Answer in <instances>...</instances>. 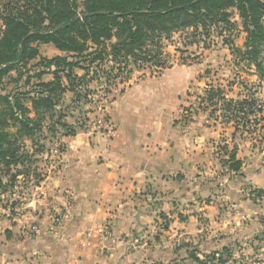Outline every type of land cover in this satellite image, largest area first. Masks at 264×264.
Listing matches in <instances>:
<instances>
[{
    "label": "crops",
    "instance_id": "obj_1",
    "mask_svg": "<svg viewBox=\"0 0 264 264\" xmlns=\"http://www.w3.org/2000/svg\"><path fill=\"white\" fill-rule=\"evenodd\" d=\"M178 80L167 73L131 81L105 106L106 120L63 138L60 170L40 182L44 196L32 201L63 216L50 233L46 213L30 245L12 254L36 251L38 261L27 264H141L172 253L173 240L217 227L221 205H247L239 187L255 173L242 166L246 177L234 184L233 172L207 171L208 121L169 120Z\"/></svg>",
    "mask_w": 264,
    "mask_h": 264
},
{
    "label": "trees",
    "instance_id": "obj_2",
    "mask_svg": "<svg viewBox=\"0 0 264 264\" xmlns=\"http://www.w3.org/2000/svg\"><path fill=\"white\" fill-rule=\"evenodd\" d=\"M229 9L236 10L246 34L243 49L236 48V52L242 61L254 66L263 98H226L219 90L208 89L206 102L213 105V100H218L221 120L232 123V138L237 132L242 135L263 131V139L264 0H3L0 189L6 190L18 173L10 174V165L24 157L18 154L20 138L37 135L47 120L46 128L52 135L60 130L65 136H73L85 128L84 123L65 121L61 102L66 92L75 100L85 98L87 84L97 78L98 71L106 77L113 71L125 70L129 74L130 63L137 68L144 64L165 68L160 56L163 37L188 28H214L219 34L232 31L234 22ZM39 44H51L64 54L40 57L30 64L39 56ZM46 74L51 79L45 80ZM5 77L11 88L1 87ZM224 155L227 170L240 173L242 161L236 158L235 149ZM215 257L206 255L201 260L192 255L197 264H209L215 259L225 264L221 256ZM249 264H264V259Z\"/></svg>",
    "mask_w": 264,
    "mask_h": 264
},
{
    "label": "rangeland",
    "instance_id": "obj_3",
    "mask_svg": "<svg viewBox=\"0 0 264 264\" xmlns=\"http://www.w3.org/2000/svg\"><path fill=\"white\" fill-rule=\"evenodd\" d=\"M2 2L0 0V6ZM229 12L230 19L234 22L232 31L219 34L214 28L207 31L188 28L172 31L163 37L160 56L165 61V68L157 69L150 64L137 68L130 63L128 68H132V72L129 74L125 70L112 73L107 71L110 76L106 77L103 72L98 71L97 78L87 84V97L75 100L71 93L66 92L61 102L66 112L65 121L70 124L84 123L85 128L78 130L82 131L93 128L99 121L108 118L104 111L105 106L131 81L158 78L167 73L174 75L179 79L175 92L178 89L181 91L178 96L169 97L166 109L170 112L169 120L175 123L193 119L208 121L210 130L206 147L213 158L212 168L209 167L207 171L210 170L212 174L219 168V174L228 173L226 164H223L226 159L224 153L235 149L236 158L242 161V166L255 173L253 179L240 183V193L249 198L247 205H221L216 213L217 227L214 225L203 229L194 240H173L169 247L172 253L152 260L147 259L141 264H197L192 259L194 254L201 260L206 255L215 254V258L221 256L225 264H249L264 259V184L260 182L264 181V138L260 139L263 131L257 134L244 132L242 135L237 132L232 138V123L221 120L218 100L214 99L213 105L206 102L208 89L219 90L226 98H263V90L258 86L254 66L242 61L241 55L236 52V48L243 49L246 36L241 19L235 9H229ZM38 48L39 56L30 64L38 62L40 57L50 58L64 54L51 44H39ZM110 65L109 63L108 66ZM76 72L83 74L80 70ZM165 78L168 80L171 76ZM44 79H51V75L46 74ZM1 87L11 88L12 85L5 77ZM48 122H44L41 132L32 138H20L18 154L24 157L10 165V174L15 171L18 173L6 190L0 189V264H27L30 260L37 262L36 251L25 259L17 256L18 254H12V251H15V247L21 249L30 245L32 236L37 235L40 230L38 221L46 213L51 216L46 218L50 233L54 231L50 226H54L63 216L62 209H41V205L36 207L32 202L33 199L44 196L37 186L47 176H53L60 170L61 153L65 151V135L60 130L52 135L46 128ZM241 172L234 173V184L240 180L238 176H244ZM256 175L261 178L260 181ZM222 186L224 185H219L215 191L219 192ZM209 264L220 262L215 259Z\"/></svg>",
    "mask_w": 264,
    "mask_h": 264
}]
</instances>
